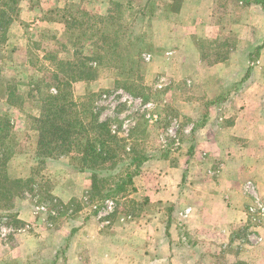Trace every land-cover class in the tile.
Listing matches in <instances>:
<instances>
[{"label":"crops","instance_id":"crops-1","mask_svg":"<svg viewBox=\"0 0 264 264\" xmlns=\"http://www.w3.org/2000/svg\"><path fill=\"white\" fill-rule=\"evenodd\" d=\"M110 1L97 0L93 7L106 13ZM154 1L158 45L166 47L174 70L182 69L186 56L192 55L188 69L196 74L187 82L203 86L212 107L199 124L200 113L188 110V132L194 138L190 161L150 157L142 164L128 200L142 199L139 204L145 207L136 222L124 225L121 239L113 234V226L99 223L100 215L84 218L85 223L76 226L69 257L75 264H264V237L257 234L261 227H250V208L256 201L264 208V9L227 0V16L221 18L216 15L219 0ZM65 3L20 0L19 20L10 26L17 46L9 53L20 51L27 40L32 45L24 47L30 53L41 52L35 42L46 34L58 38L64 24L44 14ZM224 22L242 47L225 60L204 62L195 45L185 40L216 39ZM249 53L257 57L256 64L251 63L252 77L246 78L249 67L240 56ZM14 215L19 223L40 231L43 219L30 207L20 206ZM105 228L110 233L103 232ZM29 230L13 229L9 242L2 239L6 232L1 234L0 262L33 253L41 238Z\"/></svg>","mask_w":264,"mask_h":264},{"label":"rangeland","instance_id":"rangeland-1","mask_svg":"<svg viewBox=\"0 0 264 264\" xmlns=\"http://www.w3.org/2000/svg\"><path fill=\"white\" fill-rule=\"evenodd\" d=\"M95 1L97 0H66L65 5L69 6V10L72 8L98 13L93 7ZM153 1H110V3H119L121 6L115 9L112 7L111 15L115 16L116 24L109 22L98 24V26H104L111 37L108 46L100 51L102 58L98 77L89 82L77 81L72 84L71 89L75 97H80L89 91L97 93L94 106L98 109L99 118L108 120L110 129L116 130L120 136H126L130 128L137 127V133L140 135L138 136L143 138L140 145L147 150L150 157L159 158L167 152V160L170 163H183L186 160L190 161L194 153L193 149H190L194 138L188 132L192 120L187 115L188 110H197L200 113L196 123L199 124L202 122V114L208 112L212 103L205 99L203 86L187 82V79L196 74L188 69L192 55L186 56L182 69L177 67L174 70L172 66L174 63L164 54L166 47L158 45V24L153 13L155 11ZM218 2L216 15L222 18L224 13L226 15L227 0ZM71 4L75 6H70ZM16 7L17 13L13 11L11 16L15 13L19 14V4ZM0 8L4 7L0 6ZM54 9H48L44 16L59 19L63 12L57 13ZM106 13L98 14L106 15ZM228 18L226 17L227 22ZM18 20L19 15L12 23ZM12 23L7 28L5 43L0 45V115L9 119L11 125V132L5 142V145L14 151L8 161V173L13 178H26L30 175L38 138L37 131L31 123V117L36 114L37 105L27 97V93L31 81L42 76L41 72L37 73V69L43 65L53 66L49 60L43 59V56L50 52L53 55L58 54V58L71 60L74 51L83 53L91 50L89 44L92 41L84 39L77 42L76 35L81 32L84 34V31L65 28L58 38L46 34L41 41H38V44L35 42V46L38 45L41 52L30 53V48L24 47L29 44L27 40L21 44L20 51L10 54L9 50L17 46L10 38V33L13 32L10 30ZM21 29L24 28L21 27ZM185 43L195 45L200 52V57L207 63L225 60L231 56L233 50L242 47V44L230 36L229 25L226 22L222 25L216 39L195 40L192 38L191 41L185 40ZM240 57H242L240 58L242 64H247L249 67V70L245 72L246 78H251L253 73L250 71L253 66L251 63L256 64L257 54L249 53ZM12 58L17 62L10 63L9 59ZM91 63L95 65L94 61ZM51 84L54 86V81H51ZM123 85L138 89L140 95L131 94L122 88ZM10 89L23 96L22 107L11 106L5 101ZM51 91L53 92V89ZM250 106H254V102ZM144 129L145 132L140 134L139 131ZM79 166V156L74 155L46 162L41 174L50 181L51 195L55 199L45 198L43 193L45 187H41V191H35L33 194L24 191V197L6 199L0 203L4 214L0 220V237L6 232L2 239L5 238L9 242L13 229L19 228L30 229L29 231L40 234L41 238L33 253L12 260L5 258L0 264H75L74 257H69L73 255L70 244L74 240L76 226L85 223L84 218L90 219L93 215H100L99 223L106 222L104 224L113 226L116 230L113 234H117L119 239L124 234V225L138 220L140 211L145 206H133L129 202V195L133 194L132 186L128 187L114 202L101 204L97 213L94 214L95 203L88 200L86 194L89 189L86 188L87 183L90 182L89 173L79 172L76 169ZM141 200L138 199L137 202L140 203ZM23 205L30 207L42 217L43 224L40 231H35L34 228H28L24 223L16 221L14 214ZM166 208L162 214L164 217H166ZM254 216L256 219H251L250 227L258 224L257 227L261 228L259 233H256L264 237V211L263 214H254ZM93 221L97 222L96 219ZM74 228H76L75 231L71 232ZM102 230L110 233V229Z\"/></svg>","mask_w":264,"mask_h":264},{"label":"trees","instance_id":"trees-1","mask_svg":"<svg viewBox=\"0 0 264 264\" xmlns=\"http://www.w3.org/2000/svg\"><path fill=\"white\" fill-rule=\"evenodd\" d=\"M241 1L244 5L259 4L264 9V0ZM19 2L20 0H0V6L4 7L0 8V45L6 41L8 26L19 15L16 14ZM120 6L119 3L111 2L106 15L72 8L69 10L67 4L54 9L57 13L63 12L57 20L62 22L67 30L84 31V34L81 32L76 35L77 42L84 39L92 41L89 44L91 50L83 53L74 51L71 60L58 58V54L53 55L50 52L43 56V59L49 60L53 66L43 65L37 69V73L41 72L42 76L31 81L27 93V97L37 105L36 114L30 117L38 138L30 175L26 178H13L8 173V161L14 151L10 150L5 142L11 132V125L9 119L0 115V203L6 199L24 197V191L32 194L41 191V187H45V198L55 199L51 195L50 181L41 171L48 160L74 155L80 159V166L76 169L89 173L90 186L86 194L88 200L95 203V214L101 204L114 202L125 192L140 172L142 164L150 158L147 150L140 145L143 138L139 137L137 127L130 128L126 136H120L116 130L110 129L108 120L99 118L98 109L94 106L97 93L89 91L75 97L71 89L72 84L77 81L89 82L98 77L102 58L100 51L108 46L111 38L104 26L98 24H116L115 16L111 15L112 7L115 9ZM13 11L16 13L11 16ZM92 61L95 65H92ZM51 81H54V86ZM122 88L135 96L140 95L136 88L127 85ZM5 101L19 108L24 102L23 96L11 89L7 92ZM144 132L145 129L139 131L140 134ZM160 158L167 159V152ZM129 202L133 206L141 207L136 200ZM3 216L0 208V220Z\"/></svg>","mask_w":264,"mask_h":264},{"label":"built area","instance_id":"built-area-1","mask_svg":"<svg viewBox=\"0 0 264 264\" xmlns=\"http://www.w3.org/2000/svg\"><path fill=\"white\" fill-rule=\"evenodd\" d=\"M248 187H251V185L248 184ZM107 202H112V201H107ZM107 202H106V203H107ZM41 209H44V208L41 207ZM263 210H264V208L262 207V205H261L260 202L258 203V201L255 202V206H254L253 208H250V211H251L252 213H254V214H257V215H258V214H262ZM254 214H252V216H253V219L255 220L256 217L254 216Z\"/></svg>","mask_w":264,"mask_h":264}]
</instances>
